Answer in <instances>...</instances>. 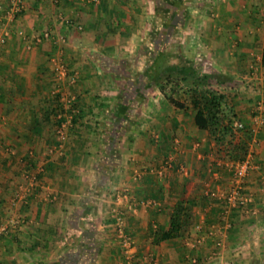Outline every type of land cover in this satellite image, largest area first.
Wrapping results in <instances>:
<instances>
[{"label":"crops","instance_id":"obj_1","mask_svg":"<svg viewBox=\"0 0 264 264\" xmlns=\"http://www.w3.org/2000/svg\"><path fill=\"white\" fill-rule=\"evenodd\" d=\"M18 15L4 24L0 59V114H9L17 133H0V148L19 150L0 161V223L11 204L21 222L8 224L0 237V264H190L195 257L204 260L192 264H264V0H22ZM44 29L53 37L32 46L34 34ZM162 47L240 82L234 109L256 128L245 179L252 202L225 219L223 206L209 194L231 185L232 170L214 160L212 143L195 127L188 104L175 108L163 92L144 88L153 54ZM54 58L66 70L62 77L76 112L91 113L92 121L82 117L73 124L66 145L77 148L44 160L50 138L36 121L52 94L49 86L58 81ZM34 144V156L45 166L20 194L15 169L22 160L32 165L22 153ZM171 156L172 166L163 169ZM120 193L134 201L131 209ZM180 199L194 203L192 233L183 240L195 244H154L153 230L166 226ZM114 207L124 211L134 241L131 257L111 227Z\"/></svg>","mask_w":264,"mask_h":264},{"label":"trees","instance_id":"obj_2","mask_svg":"<svg viewBox=\"0 0 264 264\" xmlns=\"http://www.w3.org/2000/svg\"><path fill=\"white\" fill-rule=\"evenodd\" d=\"M261 64L264 66V50ZM146 76L147 81L163 92L170 105L179 109H186L187 104L190 106L195 127L204 131L212 143L210 149L215 161L237 162L246 158L252 131L241 121L233 106V90L239 81L215 70L203 71L183 54L166 47L154 52ZM167 88L172 92L182 89L185 99H177L166 91ZM46 99L41 121L36 123H42L40 133L51 137L54 124H57L53 117L59 115L60 95L50 94ZM194 212L192 200H177L171 207L166 226L153 230L152 242L182 240L194 224Z\"/></svg>","mask_w":264,"mask_h":264},{"label":"rangeland","instance_id":"obj_3","mask_svg":"<svg viewBox=\"0 0 264 264\" xmlns=\"http://www.w3.org/2000/svg\"><path fill=\"white\" fill-rule=\"evenodd\" d=\"M159 51V50H158ZM177 52V51H176ZM162 60H163V58H162ZM162 60H160L161 62H162ZM164 63V62H163ZM162 65H164V64H162ZM197 67H199L200 69H202L199 65H197ZM64 68V67H63ZM65 72H66V70H65V68H64V75H63V77L65 76ZM207 72V71H206ZM54 73H55V75H54V77H56V78H58V81L55 83V84H51L50 86H49V89H50V91H51V93L52 94H58L59 93V95L60 96H62V100L60 101L61 102V105H60V108H59V110H58V114L59 115H57V116H54L53 117V120L54 121H56L57 122V124H54L55 125V127H54V130H53V135H51V137L50 136H48L49 138H50V143H49V145H47L46 146V148H44L43 149V147H42V149H43V151H44V153H43V155H42V157L44 158V160L45 159H50L52 156H55V157H61V156H64V154H65V152L67 151V152H70V151H72L73 149V147H75L76 146V148H77V146H78V144L77 145H66V143H68V141H69V143H71L70 142V135H72V130H73V124L75 123V122H77V120L79 119V118H84L86 121H92V114L91 113H86V112H84V113H82L81 111H78V112H76V110L75 109H77V104H76V102H75V100L74 99H72L71 98V95H72V92H70V91H68L66 88L69 86V82H67L62 76H60L59 74H58V72L55 70L54 71ZM57 73V74H56ZM151 88V89H154V88H156L157 90H159L157 87H155L153 84H151L150 82H149V84H148V86H145L144 88L145 89H148V88ZM69 89H70V87H69ZM52 90H53V92H52ZM145 91V90H144ZM160 91V90H159ZM167 91H169L170 93H172V95H174V97H176L177 99H181L182 101L184 100L183 98H185L186 96L183 94V92L182 91H180V90H177V91H175V92H172L171 90H170V88H167ZM58 92V93H57ZM179 92H181L183 95L180 97V95H178L179 94ZM70 94V95H69ZM47 95H49V94H47ZM74 100V101H73ZM35 100H33V102H34ZM82 103H80V105H81ZM34 106H36V105H38L37 104V101L36 102H34V104H33ZM88 107V106H87ZM87 107H85V108H87ZM109 113H107V115H108ZM95 116H97V114H94ZM106 115V114H105ZM98 118H100V119H105L106 117L105 116H101V117H99L98 116ZM107 118L108 119H110V120H112V115L111 116H107ZM106 118V119H107ZM99 121H101V120H99ZM21 122V121H20ZM13 123V120H11V118L9 117V114L7 113V112H4V111H2V113L0 114V130H1V132L0 133H2L3 135L5 134H7V133H10L11 135H15V134H17V133H15V131H13L14 129L11 127V125H13L12 124ZM62 123H64L65 125H63V127L61 126V124ZM87 123V122H86ZM11 124V125H10ZM52 127H53V125H52ZM6 128V129H5ZM57 129L58 130H60V133H58L57 132ZM84 130V129H83ZM21 131V129L19 130V132ZM85 131H88V129L86 130L85 129ZM89 131H91V130H89ZM57 134V135H56ZM78 134H82L83 135V133L82 132H80V133H78ZM88 134H90V133H85V135H88ZM91 135V134H90ZM7 136V135H6ZM2 137V136H1ZM35 147H37V144H34L33 146H31V147H29V149H24V150H28V153L26 152V153H22V155L24 156V154H29V158L31 159V162H32V165H29V166H27L26 164H25V161L26 160H22L21 162V165H20V167H17V169H15V175H16V179H15V181L17 180H19L18 182L16 181V185H17V187H19L20 188V194H22L23 193V190H25L26 188H30V184L31 185H33L32 183H34L33 181V178H32V174L33 173H35V172H37L38 170H40L41 168H43L45 165H41V164H38V160H42L43 158L41 157L40 159H39V157H35L36 156V154L34 153V150H35ZM1 149V152H0V154H1V156H2V159H0V161L1 160H10V159H12L13 158V156H14V154H17V152H19V150L18 151H16V150H14V148H13V145H8V146H6V145H2V148H0ZM15 151V152H14ZM35 155V156H34ZM55 157L54 158H52V159H55ZM37 158V159H36ZM2 162H4V161H2ZM31 162H29V163H31ZM64 162H69V160H66V158L64 159ZM28 164V163H27ZM27 167H26V166ZM1 170L2 171H4V172H7L6 171V166L4 165V166H1ZM220 168V167H219ZM215 169H217L218 170V167L217 168H211V171L212 170H215ZM44 170H45V168H44ZM229 170V169H228ZM181 171H184L185 172V166L183 165V167L181 168ZM32 180H31V179ZM7 188V187H6ZM19 192V191H18ZM204 193V192H203ZM205 196V195H204ZM119 198V197H118ZM203 202H205V201H208V200H202ZM157 203V202H156ZM10 204V203H9ZM151 205V204H150ZM12 207H13V204H11L8 208H6V210H4V214H5V216H2V219H5V220H9V219H11V218H13V219H18V221L19 222H21V218H15L17 215L16 214H18V213H16V212H13V209H12ZM85 213H88L89 212V210H88V208H85ZM121 215V217H123L124 218V216L122 215V214H124V211L123 210H118L117 209V207H114V208H112L111 209V211H110V219H111V227L112 228H115V232H116V234H117V236H118V232H117V226H116V223L114 222L115 220V216H113V215ZM124 220V222H125V224H126V219L124 218L123 219ZM2 220H0V222H1ZM17 224V223H16ZM15 224V225H16ZM126 226H127V224H126ZM198 228V227H197ZM8 229V228H7ZM7 229H6V231H7ZM6 231H5V233H6ZM4 233V234H5ZM128 233V232H127ZM190 233H192V231H191V229L186 233V235L187 234H190ZM195 234V233H194ZM185 237V236H184ZM117 239V238H116ZM131 239H132V243H131V245H132V247H133V244H134V241H133V238L131 237ZM118 243H119V245L121 246V244H120V237L118 236ZM186 240H190V241H193V239H186ZM185 240V241H186ZM180 243H184V240L182 239V242H180ZM192 243L190 242V245H191ZM184 246H187L188 244H186V243H184L183 244ZM197 245H199V244H197ZM177 248V247H176ZM179 248V247H178ZM182 248H183V246H182ZM131 253H132V248H131V252H130V255H131ZM194 255H196V254H194ZM213 256V255H212ZM195 259H197L198 261H201V260H204V258L202 257V258H200V257H195ZM206 261H208V263L209 262H214V261H217V259L215 258V259H213V258H208ZM123 264H125V262H123ZM190 264H192L191 263V261H190ZM213 264H216V262L215 263H213Z\"/></svg>","mask_w":264,"mask_h":264},{"label":"built area","instance_id":"obj_4","mask_svg":"<svg viewBox=\"0 0 264 264\" xmlns=\"http://www.w3.org/2000/svg\"><path fill=\"white\" fill-rule=\"evenodd\" d=\"M90 2L91 4H99L103 2L104 0H86ZM7 6L1 4L0 5V59L2 56V51H3V45L5 42V35H7L6 31L4 30V24H6V20H14L16 19L19 15L18 13L21 11V5H22V0H6ZM5 3V4H6ZM59 18H62L61 15L58 16ZM71 22L70 20H67ZM72 23V22H71ZM80 28V26H77ZM53 36L51 34V31L49 29H44L38 32L37 34H34L32 37V46L35 44H39L43 42L44 40L51 39ZM61 41H64V38H61ZM30 42V43H31ZM27 44V48H31V44ZM54 62L57 72L60 76L64 75V68L61 64H58V61L56 62V58L52 59ZM65 125L64 123L61 124L63 127ZM256 128L251 127L252 131V136L255 133ZM57 132L60 133V130L57 129ZM173 157L167 158L165 160L164 165L162 168H170L172 166V159ZM226 166H228L232 172H233V181L231 185L225 189L224 191H211L210 196L216 198L218 202L223 206L222 210V218L225 219L227 216L226 214L229 213L230 210H233L234 208H244L245 206L249 205L252 202V194L251 193H246L245 192V184H246V176L248 175L249 171L251 170L253 166V162L251 159L250 152H248L247 156L245 159L237 162H232V161H223ZM118 197H123L125 199L126 203V208L131 209L134 201L132 199H129L128 196L125 193H120ZM115 216V223L117 226V232L118 236L120 237V244L122 247V251L124 254L127 256L131 257L132 254L130 255L131 248H132V239L131 236L127 233L126 229V224L124 222V218L121 217V215H113ZM18 219H9L4 223H0V237L4 235L8 224H13L15 225L18 223ZM199 237V236H198ZM201 240V239H200ZM199 240V241H200ZM190 242L192 243L191 245H194V241L186 240V244L190 245ZM192 263H196V259H191ZM147 264H153L152 261L146 260Z\"/></svg>","mask_w":264,"mask_h":264}]
</instances>
